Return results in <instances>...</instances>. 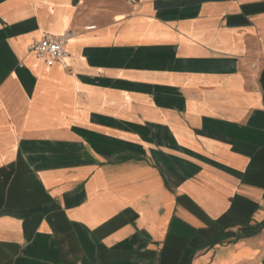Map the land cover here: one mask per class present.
Wrapping results in <instances>:
<instances>
[{"label":"crops","instance_id":"0c3cea01","mask_svg":"<svg viewBox=\"0 0 264 264\" xmlns=\"http://www.w3.org/2000/svg\"><path fill=\"white\" fill-rule=\"evenodd\" d=\"M0 264H264V0H0Z\"/></svg>","mask_w":264,"mask_h":264},{"label":"built area","instance_id":"2783aa9c","mask_svg":"<svg viewBox=\"0 0 264 264\" xmlns=\"http://www.w3.org/2000/svg\"><path fill=\"white\" fill-rule=\"evenodd\" d=\"M67 37V33L62 35L45 33L39 40L30 45L29 50L36 56L43 58L48 65L55 61H61L65 65L63 60L66 56L65 43Z\"/></svg>","mask_w":264,"mask_h":264}]
</instances>
